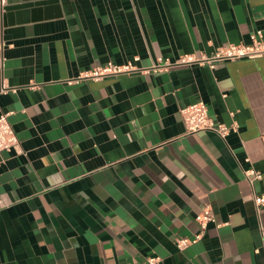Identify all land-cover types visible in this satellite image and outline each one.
<instances>
[{
  "label": "crops",
  "instance_id": "obj_1",
  "mask_svg": "<svg viewBox=\"0 0 264 264\" xmlns=\"http://www.w3.org/2000/svg\"><path fill=\"white\" fill-rule=\"evenodd\" d=\"M7 3L0 115L20 148L0 152V264H264V55L81 77L264 39V0ZM200 101L237 129L186 133Z\"/></svg>",
  "mask_w": 264,
  "mask_h": 264
},
{
  "label": "built area",
  "instance_id": "obj_2",
  "mask_svg": "<svg viewBox=\"0 0 264 264\" xmlns=\"http://www.w3.org/2000/svg\"><path fill=\"white\" fill-rule=\"evenodd\" d=\"M8 0H0V8L4 10L7 6ZM252 42L245 43H225L218 46L210 55L196 56L195 54H182L178 58H164L158 57L153 61L149 68H139L134 66L131 62L125 64H116L109 62L102 66H96L91 70L83 73L82 78L86 79H101L108 76H118L127 74L133 71H164L171 68L182 66L201 64L209 65L214 68L217 63L229 60H239L242 58H257L264 55V39L261 30H256L251 34ZM0 49L2 44L0 42ZM186 133L192 134L199 131H213L218 133L221 137L225 138L227 134L237 129V124L228 126L224 123L216 121L209 113L208 105L205 102H195L180 110ZM8 113L0 115V152L1 151H18L20 148V140L16 131L14 130L11 122L8 119ZM248 176L254 175L255 179L262 178V174L255 170H248ZM255 202L259 209L264 208V194L256 195ZM196 220L200 223L201 229H205L210 222H215V215L210 206H206L202 211L197 214ZM264 234V228H263ZM201 237V234L196 235L194 238L179 237L176 240L177 246L183 250L196 242ZM155 259H151L154 262Z\"/></svg>",
  "mask_w": 264,
  "mask_h": 264
},
{
  "label": "water",
  "instance_id": "obj_3",
  "mask_svg": "<svg viewBox=\"0 0 264 264\" xmlns=\"http://www.w3.org/2000/svg\"><path fill=\"white\" fill-rule=\"evenodd\" d=\"M30 5V4H29ZM11 7H8V6H5V8L4 9H10Z\"/></svg>",
  "mask_w": 264,
  "mask_h": 264
}]
</instances>
